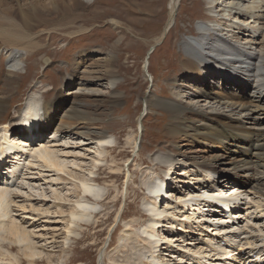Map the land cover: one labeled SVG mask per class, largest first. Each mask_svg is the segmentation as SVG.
Here are the masks:
<instances>
[{
    "label": "bare ground",
    "instance_id": "6f19581e",
    "mask_svg": "<svg viewBox=\"0 0 264 264\" xmlns=\"http://www.w3.org/2000/svg\"><path fill=\"white\" fill-rule=\"evenodd\" d=\"M180 1H170V14L164 33L156 38L157 43L153 45L154 47L173 27ZM209 1L212 4L217 3L218 7L230 8L232 10L230 13L235 15L239 13L242 17L249 18L251 23L256 22L260 17L257 9L259 0H254L251 5L245 4L247 0ZM42 2L41 0H35L31 4L29 2L27 3L31 5L28 6L29 11H22L26 31L22 28L20 31L16 29L17 27L9 29L0 21V42L1 45L12 46L10 52L8 51L9 66L15 73L23 66L24 57L28 52L39 46V42L36 41L37 34L31 30H34L33 25L48 19H44L46 15L44 10L47 8ZM58 2L59 6L63 7L62 10L69 11L71 7L89 4L90 0H59ZM5 3L0 0V15L8 20L6 15L9 11L6 14L3 9ZM58 10L56 8V11ZM69 14L70 12H66L63 16ZM198 24L200 35L183 41L188 56L183 60L180 74L173 79L177 84L173 85L174 97L167 100L152 99L148 102L150 106L155 102L174 118V121L168 124L167 134L175 139V142L167 152L160 151L154 158L152 157V160L169 165L165 173L169 172L174 179L176 176L173 173L177 172V180L173 185L170 183L166 194L163 193L164 178L150 172L152 177L147 184L146 190H149V193L144 207L145 212L148 213V221L146 225L142 223L138 230L133 229V222L127 223L128 229L122 234L125 244L118 249L122 255L132 253L129 246L130 241L134 240L135 254L140 261L133 262L128 255L123 260L122 255L118 254L111 258L114 264H187V261L190 264H217L224 258L223 254L209 258L217 231L232 232L229 238L233 239L236 246H240L239 249L246 250L245 254L239 255L238 260L264 264V46L255 45V39L260 38V34L258 28L252 30L250 24L242 23L238 28L240 35L252 37L248 42L247 40L242 42V37L239 36L234 39L229 38L227 34L223 35V31L219 30L220 27L217 33L213 32L214 29L216 30L213 23ZM89 53L91 52L79 54L76 57L77 63L86 65ZM75 78L76 76L72 74L67 80L65 88L68 93L62 88L57 97L47 101L45 97L40 101L33 95L26 107L20 111L16 125L8 122L0 125V150L7 146L11 147L19 136L22 138L31 130L34 134V138L29 136L28 142L33 151L29 149V153L12 157L13 162L19 165L24 163L23 170L30 172L24 174L22 171L19 176L11 179L8 176L0 178V264H38V259L41 261L47 256L45 247L51 248L56 245L55 241L47 237L49 232H43L45 229L34 225L27 226V223L24 224L12 215V212L28 207L51 213L52 209L49 207L35 208L37 205L32 202L31 198L34 196L32 193L37 192L42 198L53 197L55 200L53 205L58 209L54 211L62 215L61 229L64 231V240L61 251L65 254L72 245L75 243L81 245L86 240L85 230L80 231L82 226L86 225L90 235L89 230H97L100 225L111 223L114 214L107 215L108 208L98 211V205L103 203L109 207L107 202L112 197H114L111 201L113 206L119 205L118 194H115L116 187L113 186L116 192L110 191L107 196L102 190L103 177L96 172L97 168L101 170L102 166H99L104 162L103 153H109V149L115 150L114 145L117 143L115 135L107 134L105 131L90 130H78L77 135H69L73 133V128L67 124L64 117L71 118L79 113L74 107L67 110L69 105H73L69 94L74 93L77 88H86L85 84H76ZM111 80L110 86L115 87L117 78L113 76ZM92 90L97 91L96 88ZM7 103L8 97L3 92L0 93V116L7 108ZM194 113H198L203 120L197 126L189 120ZM33 118L38 120L34 121ZM61 119L62 122L58 123ZM37 125L39 131L36 129ZM139 126L142 130V121ZM139 138H141L140 134L135 139L133 136L128 137L129 142H133L135 146L134 150L140 146ZM70 139L75 141L76 149L92 144L89 147L92 156L89 163L87 162L90 164L89 169L79 171L78 169L82 168L80 162L68 160L61 155L64 151L57 148L61 147L59 143L70 144ZM177 139L182 141L193 139L196 142L195 146L200 144L205 147L207 155L198 157L192 154L196 150L182 151ZM9 149L11 148L7 150ZM130 173L128 168L127 175L130 176ZM214 174L223 178L230 176L232 185L223 187L218 183L209 182ZM110 177L114 178L111 174ZM42 179L45 182L42 183ZM59 182L64 185L70 184L76 197L69 195L68 190L64 193L57 188ZM192 184L194 185L191 186ZM218 186L229 187L224 196L231 199L236 197L234 193L239 189L246 194L247 202L242 209L233 212L235 219L231 225L224 224L231 222L233 218L224 217L223 212L216 215L206 212L205 200L210 196L207 191L214 193ZM23 189L28 190L22 194ZM170 196V200L165 199ZM21 197L24 198L19 200ZM45 202L47 201L41 200V203ZM225 205L230 204L225 203ZM103 215L107 218L100 222L99 218ZM128 216L126 209L121 218L126 219ZM92 217L95 222L90 221ZM197 218L203 222L195 223L194 220ZM206 220L215 221L209 223ZM117 230H120V226L116 227ZM211 231L216 232L215 235H212ZM7 241L9 247L6 248L4 243ZM114 244L113 242L108 247ZM15 246L25 258L20 259L19 255L14 253ZM196 249L202 255L198 259L193 256L188 257L187 254H191L192 250ZM47 257L51 264V256ZM68 261L70 263L72 259L69 258Z\"/></svg>",
    "mask_w": 264,
    "mask_h": 264
},
{
    "label": "rangeland",
    "instance_id": "374dc122",
    "mask_svg": "<svg viewBox=\"0 0 264 264\" xmlns=\"http://www.w3.org/2000/svg\"><path fill=\"white\" fill-rule=\"evenodd\" d=\"M3 1L6 2L3 5L4 13L9 11L10 14L6 15L8 20L0 15L3 26L26 31L21 13L29 11V4L35 0ZM41 1L43 5H47L44 19H48L33 25L34 30L30 29L37 34L36 41L39 46L28 52L24 57L23 66L17 73L9 66V52L12 46L1 45L0 42V93L3 92L8 97V106L0 116V125L3 122H18L20 111L26 107L33 95L40 101L45 97L47 101L57 97L62 88L68 93L65 88L67 80L72 74L75 75L76 84H85L86 88H77L74 93L69 94L73 105H69L67 110L72 107L79 110L74 117H64L67 124L73 128V133L69 135L76 134L78 130L105 131L115 135V150L109 149V153H103L104 162L99 166H102L101 170L97 168L96 172L103 177L102 190L107 196L110 191H117L115 194H118L119 205L115 207L111 203L114 197L107 202L109 207L103 203L98 205V211L108 208L107 215L114 214L111 223L100 225L97 230H89L90 235L86 225L82 226L80 231L85 230L86 240L81 245H72L66 254L61 251L64 240V231L61 229L62 215L54 211L58 207L53 205V197L42 198L36 192L32 193L34 196L31 198L37 205L35 208L49 207L52 209L51 213L28 207L12 212V215L24 224L27 223V226H38L45 229L43 232H49L47 237L56 242L55 247H45L47 256H51V264H114L111 258L122 255L118 249L125 244L122 234L128 229L126 224L133 222V229L138 230L142 223L148 221L144 207L149 193V190H146L147 184L152 177L150 172L163 176L165 170L169 169V165L152 160V157L160 151L167 152L175 142V139L167 134L168 124L174 121L172 114L155 102H152L151 106L148 102L152 99L167 100L174 97L173 85L176 82L173 79L180 74L183 60L188 56L183 41L200 35V22L208 25L213 23L216 26L213 32L217 33L220 27L223 35L227 34L229 38L234 39L237 36L242 37V42H248L252 37L240 35L238 28L242 23L250 24L252 30L257 27L260 34V38L255 39V45L264 46V0H259L257 9L260 17L254 23L239 13H230V8L218 7L217 3L212 4L209 0H181L173 27L154 48L152 47L157 43L156 38L164 33L171 0H90L89 4L71 7V11L62 10L59 0ZM253 1L247 0L245 4L251 5ZM56 8L59 10L56 11ZM66 12L70 14L63 16ZM7 22L10 23L6 24ZM83 52H91L84 66L79 65L76 58ZM113 76L118 80L115 87L110 86ZM92 88L97 91H91ZM189 120L193 121L195 126L203 122L198 113H194ZM141 121L142 130L139 126ZM138 134L141 135L140 146L134 150L135 146L133 142H129L128 137L133 136L135 139ZM177 141L181 144L182 151L196 150L192 154L198 157L207 155L205 147L200 144L195 146L193 139ZM70 142L59 143L61 147L57 148L64 151L61 155L68 160L80 162L82 168L80 167L79 171L89 169L90 164L87 162L89 163L92 156V150L89 149L92 144L76 149L75 141L70 139ZM128 168L131 171L130 176L127 175ZM28 172L30 171H24V174ZM110 174L114 178H111ZM43 181L45 182L44 179L41 182ZM59 183L57 188L64 193L68 190L69 195L76 197L70 184ZM27 190L23 189L21 193ZM22 198L24 197L19 200ZM42 199L47 202L41 203ZM126 209L129 216L123 219L121 216ZM106 218L103 215L99 221L102 222ZM90 221L95 222L93 217ZM117 226H120V230L116 231ZM113 242L115 244L108 247ZM4 244L6 248L9 247V241ZM135 246L134 240H131L129 249L132 253L123 254L121 259L124 260L128 255L130 260L138 263L140 260L135 254ZM14 250L20 259L25 258L18 247ZM47 256L41 261L38 259V264H50ZM69 258L72 259L70 263ZM187 264H190L189 261Z\"/></svg>",
    "mask_w": 264,
    "mask_h": 264
},
{
    "label": "water",
    "instance_id": "95a60500",
    "mask_svg": "<svg viewBox=\"0 0 264 264\" xmlns=\"http://www.w3.org/2000/svg\"><path fill=\"white\" fill-rule=\"evenodd\" d=\"M152 48H154V46Z\"/></svg>",
    "mask_w": 264,
    "mask_h": 264
}]
</instances>
